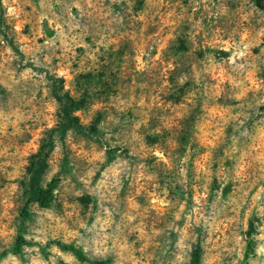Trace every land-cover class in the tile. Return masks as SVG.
<instances>
[{"label":"rangeland","instance_id":"obj_1","mask_svg":"<svg viewBox=\"0 0 264 264\" xmlns=\"http://www.w3.org/2000/svg\"><path fill=\"white\" fill-rule=\"evenodd\" d=\"M47 75L105 146L52 131ZM47 143L50 203L21 218ZM197 248L199 264H264V9L0 0V264H191Z\"/></svg>","mask_w":264,"mask_h":264},{"label":"trees","instance_id":"obj_2","mask_svg":"<svg viewBox=\"0 0 264 264\" xmlns=\"http://www.w3.org/2000/svg\"><path fill=\"white\" fill-rule=\"evenodd\" d=\"M250 1L255 7L263 8L264 9V0H248ZM48 80L50 81V90L52 97L58 103V112H57V122L55 127L52 129L53 132L59 133L61 136L64 135L69 130L74 131L75 133L93 140L100 146H105V143L102 139V134L98 130V124L96 121L84 125L82 124L78 117L75 115L76 107L74 106L73 100L67 94L59 93L61 91L60 82L49 75H47ZM190 134L188 133L187 136L189 137ZM178 143L183 145L182 142L183 137L178 138ZM177 145L179 146V144ZM150 144V143H149ZM153 144V143H152ZM151 146V145H150ZM51 145L46 144V146L41 147L35 154L31 155L28 160L27 166V174L29 175L28 178V187H29V198L27 199L26 206L22 209L20 213V217L24 218L27 214V206L29 204H38L40 207H46L50 203V196L49 193L43 189L41 185V178L44 172L47 169V159L48 154L50 152ZM107 154L110 155L113 152L121 151L119 148H106ZM124 153V151H122ZM178 156V153L173 152L167 154V159L175 160ZM22 237H18L15 242V253H20L22 244H23ZM66 250H70L77 258L87 261L86 257L82 255V252L78 249L72 247H65ZM200 259V248H197L193 256L191 258V264H199ZM89 264H107L106 261L97 260L89 262Z\"/></svg>","mask_w":264,"mask_h":264}]
</instances>
